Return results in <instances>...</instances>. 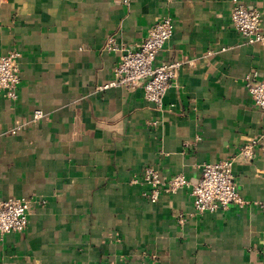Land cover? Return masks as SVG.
I'll return each instance as SVG.
<instances>
[{"label": "crops", "instance_id": "obj_1", "mask_svg": "<svg viewBox=\"0 0 264 264\" xmlns=\"http://www.w3.org/2000/svg\"><path fill=\"white\" fill-rule=\"evenodd\" d=\"M241 1L264 30V0ZM232 5L0 0V54L16 49L20 69L16 99L0 95V197L31 210L0 234V264H264V113L243 84L253 69L264 79V40L243 41ZM166 14L174 33L156 62H183L161 106L141 84L98 89L120 58L108 40L135 48ZM227 156L244 202L215 212L196 214L187 188L151 202L133 181L154 165L196 182Z\"/></svg>", "mask_w": 264, "mask_h": 264}, {"label": "built area", "instance_id": "obj_2", "mask_svg": "<svg viewBox=\"0 0 264 264\" xmlns=\"http://www.w3.org/2000/svg\"><path fill=\"white\" fill-rule=\"evenodd\" d=\"M232 3L229 18L243 41L254 43L264 40L259 9L247 6L241 0H232ZM174 28L173 18L166 14L148 27L146 35L135 48L119 46L114 39L110 38L107 48L119 50L120 58L114 66L113 79L99 83L97 88L101 90L110 86L134 87L141 84L144 96L157 106H161L163 96L183 62L179 59L156 62L158 52L173 35ZM18 58L19 52L16 49L0 54V95L9 99L17 97L20 81ZM243 84L255 104L264 113V79L259 77L257 70L253 69L244 74ZM42 115L43 112L40 109H35L33 112L34 119ZM22 125L21 122L15 123L10 128V132H17ZM240 154L251 157V146L241 147ZM233 161V156H227L202 163L201 175L196 182H190L183 173L164 177L154 165L142 167L140 175L133 181L141 180L147 184L146 194L151 202L159 198L161 191L173 192L187 188L195 213L201 215L226 209L231 203L241 205L244 202L237 188L232 168ZM30 212V198L0 197V234L23 230L27 226Z\"/></svg>", "mask_w": 264, "mask_h": 264}]
</instances>
